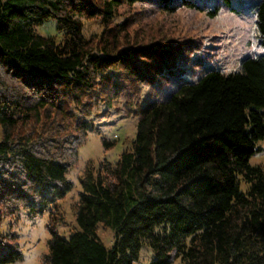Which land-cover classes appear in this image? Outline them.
<instances>
[{
  "label": "trees",
  "instance_id": "1",
  "mask_svg": "<svg viewBox=\"0 0 264 264\" xmlns=\"http://www.w3.org/2000/svg\"><path fill=\"white\" fill-rule=\"evenodd\" d=\"M207 1L0 0V227L20 211L50 212L41 264H136L145 246L147 264H264V170L250 163L264 139V0L253 5L261 54L195 78L185 68L193 42L132 44L136 20L114 21L123 5L173 13ZM81 17L101 18L104 31L87 39ZM49 20L58 40L36 32ZM117 98L137 117L132 150L85 173L78 229L62 235L67 173L96 130L86 116ZM99 225L113 231L110 247ZM11 239L0 232V264L22 258Z\"/></svg>",
  "mask_w": 264,
  "mask_h": 264
},
{
  "label": "rangeland",
  "instance_id": "2",
  "mask_svg": "<svg viewBox=\"0 0 264 264\" xmlns=\"http://www.w3.org/2000/svg\"><path fill=\"white\" fill-rule=\"evenodd\" d=\"M257 1L208 0L207 6L200 5V10L185 6L173 13L163 12L155 5L135 3L132 6L119 7L114 21L122 23L126 18L136 20L130 26L129 41L132 44L158 40L167 44H176L182 40L193 42L194 46L189 51L191 60L185 68L188 70L186 76L195 78L196 76L189 73L191 70L198 72L204 67H211L228 73L239 69L244 58L261 54L257 16L253 9ZM216 6H219L218 14L212 17L208 11ZM81 20L87 39L99 37L105 29L101 18L81 17ZM46 23L37 27L36 32L58 40L61 35L57 33L56 21L49 20ZM147 90L148 87H143L140 96L142 102L146 100ZM86 119L94 123L96 130L88 132L85 142L79 147L78 163L67 173L73 187L59 202L60 216L54 221L59 232L67 236L78 229L75 204L82 191L81 178L90 169L96 171L101 160L118 161L124 151L132 150V141L136 136L137 117L127 113L123 98L113 99L110 104L99 100ZM31 123L22 127L24 131L30 129ZM103 138L110 143L108 147L104 145ZM257 144L260 150L253 154L250 163L260 165L264 170V139ZM50 222V212L37 218L28 217L24 211L4 217L0 232L11 237V241L18 242L22 251L21 259L6 264H41L48 251ZM97 231L110 247L114 240L113 231L104 225H99ZM150 256L152 257V251L145 246L136 264H147ZM173 264L181 262L177 260Z\"/></svg>",
  "mask_w": 264,
  "mask_h": 264
}]
</instances>
